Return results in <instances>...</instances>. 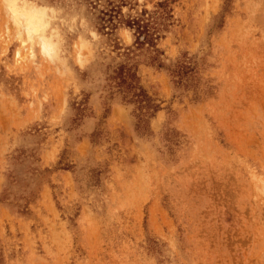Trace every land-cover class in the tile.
Segmentation results:
<instances>
[{"label": "rangeland", "instance_id": "374dc122", "mask_svg": "<svg viewBox=\"0 0 264 264\" xmlns=\"http://www.w3.org/2000/svg\"><path fill=\"white\" fill-rule=\"evenodd\" d=\"M158 1L0 0V264H264V0H174L154 63Z\"/></svg>", "mask_w": 264, "mask_h": 264}, {"label": "trees", "instance_id": "16d2710c", "mask_svg": "<svg viewBox=\"0 0 264 264\" xmlns=\"http://www.w3.org/2000/svg\"><path fill=\"white\" fill-rule=\"evenodd\" d=\"M173 1L159 0L154 5L153 10H140L136 16L123 20L121 24L131 32L133 37L132 45L123 48V51H126L125 53L130 51L129 48H135L136 50L144 48V50H150L151 61L154 63L157 61L161 51L156 45L158 40L163 38L159 33L171 24L169 21L172 16L169 5ZM157 65H160L159 62H157ZM188 72H190L188 64L181 62L175 66L173 76L181 79ZM107 78L117 88L118 93L121 95V100L132 106V111L136 112L139 121L151 118L158 110V105L139 86L134 66L120 64L111 71Z\"/></svg>", "mask_w": 264, "mask_h": 264}, {"label": "bare ground", "instance_id": "6f19581e", "mask_svg": "<svg viewBox=\"0 0 264 264\" xmlns=\"http://www.w3.org/2000/svg\"><path fill=\"white\" fill-rule=\"evenodd\" d=\"M10 2V1H9ZM33 11V10H32ZM34 12V11H33ZM27 13V12H26ZM31 13V12H30ZM28 14V13H27ZM25 16V15H24ZM45 15L44 13L42 14L41 12H37V13H32L29 17V21L26 20L27 24H25V26H27L28 32L31 35H35L38 36L39 41H43V43H46L44 41V37H43V30L45 29V27L47 26L46 21H45ZM28 18V17H27ZM26 29V30H27ZM44 47V46H43ZM49 51V50H48Z\"/></svg>", "mask_w": 264, "mask_h": 264}]
</instances>
